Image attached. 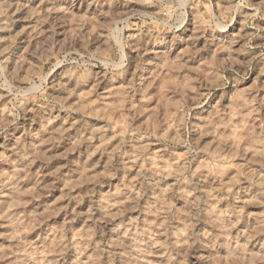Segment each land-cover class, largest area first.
I'll return each instance as SVG.
<instances>
[{"label": "rangeland", "instance_id": "rangeland-1", "mask_svg": "<svg viewBox=\"0 0 264 264\" xmlns=\"http://www.w3.org/2000/svg\"><path fill=\"white\" fill-rule=\"evenodd\" d=\"M0 264H264V0H0Z\"/></svg>", "mask_w": 264, "mask_h": 264}]
</instances>
